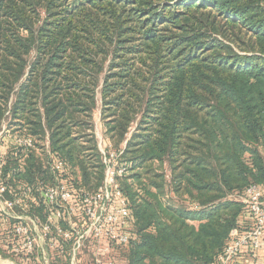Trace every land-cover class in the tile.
I'll return each instance as SVG.
<instances>
[{"label":"trees","instance_id":"1","mask_svg":"<svg viewBox=\"0 0 264 264\" xmlns=\"http://www.w3.org/2000/svg\"><path fill=\"white\" fill-rule=\"evenodd\" d=\"M99 101L130 212L129 242L110 243L103 264L116 253L126 264L216 263L232 233L253 226L235 196L264 183V0H0V120L8 113L34 142L0 140L7 198L44 218L58 176L74 223L85 221L82 191L101 188L106 171ZM53 162L66 170L56 175ZM16 224L0 217V257L40 264L16 252ZM73 242L49 250L50 264H71Z\"/></svg>","mask_w":264,"mask_h":264},{"label":"built area","instance_id":"2","mask_svg":"<svg viewBox=\"0 0 264 264\" xmlns=\"http://www.w3.org/2000/svg\"><path fill=\"white\" fill-rule=\"evenodd\" d=\"M4 136H8L17 145L27 149L34 146L31 137L12 135L5 127L0 131V140ZM100 152L106 166L104 184L94 193L82 191L85 221L80 225L73 220L76 209L71 205L72 195L61 184L58 176L55 184L44 190L46 202L54 208L53 212L46 213L44 218L24 205L22 198H7V188L0 186V217L17 221L15 233L23 238L21 246L16 249L17 253L24 252L30 255L36 252L40 264H50L49 250L56 248L62 240L74 239L71 264H77V257L88 245L87 243L94 241L95 245L90 249L95 256V264H103L102 257L111 254L110 243L129 242V236L124 230L128 225L130 212L118 183L125 169L118 165L120 154L108 152L106 148H101ZM4 164L0 159V174ZM51 170L58 175L66 170V166L63 162H53ZM20 191L25 196L31 193L29 186L20 187ZM235 200L245 206L253 226L242 233L234 231L228 247L214 264H233L245 253L256 252L264 246V183L249 186L241 195L235 196ZM62 219H67L70 231H65L56 222ZM106 264H114V262L108 261Z\"/></svg>","mask_w":264,"mask_h":264},{"label":"rangeland","instance_id":"3","mask_svg":"<svg viewBox=\"0 0 264 264\" xmlns=\"http://www.w3.org/2000/svg\"><path fill=\"white\" fill-rule=\"evenodd\" d=\"M109 60H107L106 64H105V70H107V66L109 65ZM99 98V97H98ZM93 124H94V127H95V134H96V137L98 139V147L99 149L101 150V148H105V145L108 144L106 142V135H105V126L103 124V122L101 121V103L99 101L98 103V108L96 109L95 113L93 114ZM5 127L6 131H9V133L13 134V135H25L27 134L28 132H26V129L25 130H18V129H21L20 126H18V124H15V122L10 119V116H8V113L5 114V117L3 119L0 120V131L3 130V128ZM137 127V124H133L131 127H130V131L131 133H133V131L136 129ZM21 132V133H19ZM131 133L128 135V138H130L131 136ZM36 140H37V143H38V159H39V162L37 163V166L41 165L43 167V171L47 170L46 167H47V160L45 158V154H44V151L42 149V140L40 137H36ZM127 140H124L122 142H119L118 144H120L121 147H124L125 144H126ZM261 152L264 154V150L262 149ZM48 177L49 179H47L46 177V181L49 180L50 181V173H48ZM53 182V180L50 182V184L48 185H51ZM170 197H172V195H170ZM173 201L175 204L177 205H181V206H184V207H189V200H186V199H179L177 197H173ZM44 211L42 213V215H44ZM39 214V213H38ZM93 248V247H91ZM117 254V258H116V264H126V261L124 259V256H123V253H116ZM100 259V257H98ZM0 264H17L16 261L14 260H11V259H7V258H2L0 257ZM77 264H95V256L92 254L91 252V249L90 247L87 245L85 247V249H83V251L80 253V255L77 257Z\"/></svg>","mask_w":264,"mask_h":264},{"label":"crops","instance_id":"4","mask_svg":"<svg viewBox=\"0 0 264 264\" xmlns=\"http://www.w3.org/2000/svg\"><path fill=\"white\" fill-rule=\"evenodd\" d=\"M233 264H264V246L255 252V254L242 255Z\"/></svg>","mask_w":264,"mask_h":264}]
</instances>
